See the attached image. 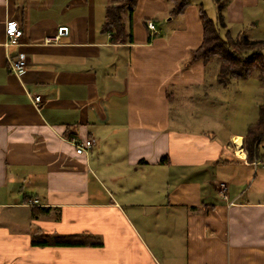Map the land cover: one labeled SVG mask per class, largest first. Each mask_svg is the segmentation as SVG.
<instances>
[{"label":"crops","instance_id":"obj_1","mask_svg":"<svg viewBox=\"0 0 264 264\" xmlns=\"http://www.w3.org/2000/svg\"><path fill=\"white\" fill-rule=\"evenodd\" d=\"M110 2L0 0V264H264V152L245 148L261 95L236 96L220 64L193 59L215 1L173 16L138 0L125 42L104 30ZM224 17L222 33L264 40V0H230ZM21 53L18 76L8 55ZM244 96L251 114H222ZM72 137L96 144L79 154ZM44 232L101 243L34 245Z\"/></svg>","mask_w":264,"mask_h":264},{"label":"trees","instance_id":"obj_2","mask_svg":"<svg viewBox=\"0 0 264 264\" xmlns=\"http://www.w3.org/2000/svg\"><path fill=\"white\" fill-rule=\"evenodd\" d=\"M171 3V15L184 14L187 7L194 0H168ZM217 5L216 18L211 17L204 8L200 9L203 22V41L194 49L193 59L208 61L212 56L220 60L219 80L226 83L236 77L247 78L257 75L264 81V40H250L244 34L232 37L229 32L222 33V26L226 25L224 11L230 0H214ZM138 0H111L106 11L104 30L111 32L112 40L125 42L129 30L123 18L128 11L132 15ZM261 117L258 122L249 127L245 137V148L249 157L258 153V141L264 137V104L261 106ZM45 210V209H42ZM97 240V239H96ZM92 236H62L49 233H38L32 238L34 245H83L100 244Z\"/></svg>","mask_w":264,"mask_h":264},{"label":"built area","instance_id":"obj_3","mask_svg":"<svg viewBox=\"0 0 264 264\" xmlns=\"http://www.w3.org/2000/svg\"><path fill=\"white\" fill-rule=\"evenodd\" d=\"M148 27L149 29L154 32L158 33L159 29L157 28L156 24L150 20L148 21ZM6 46H18L22 43V40L24 38V29L21 22H19L16 19H9L6 23ZM8 63L10 69L16 73L18 76H20L26 69L28 65V58L24 53H21L16 56L8 55ZM43 101V97L41 95H34V103L39 106ZM71 141L76 146V151L79 154L86 153L92 149V147L96 144L95 139H86L83 141H79L76 138L72 137ZM259 161H254V164H259ZM262 166L264 167V161L261 162ZM227 190V184L225 182H222L220 184V193L223 196L224 199H228V194L226 192ZM34 204L40 203L39 199H33ZM233 204V203H232Z\"/></svg>","mask_w":264,"mask_h":264},{"label":"rangeland","instance_id":"obj_4","mask_svg":"<svg viewBox=\"0 0 264 264\" xmlns=\"http://www.w3.org/2000/svg\"><path fill=\"white\" fill-rule=\"evenodd\" d=\"M208 13L211 17L215 16V11L214 10L212 11L211 8H210V11ZM210 59H212L211 63L213 65H219L220 64V60L217 58V56H212ZM248 78H249L251 84L248 83L247 85H243V83H241V84L237 83V80H245ZM232 80H233V82L231 84H233V85L231 87H229L228 90L230 91V89L232 88V91L236 92L235 93L236 96H240L237 94V91L239 89H242V90L245 89L246 91H248L246 93V96L248 98H252L253 91H255L256 96L261 95V100L258 103H255L256 107H258L260 109V106L262 105L261 103H264V81L260 77H258L257 75H252V76L247 77V78H242V77H236L235 78L234 77V78H232ZM234 82H236L237 84L234 85ZM248 101L249 100L247 98H245V96H244L241 98V100L239 102H244L245 107H242L240 105L239 107L234 109L236 112L229 110L228 108H224L222 114H227L228 117H230V116L236 117L235 114H240V112H241L240 116H244L247 113L251 114L252 113V109H250L251 108L250 107L251 102L248 103ZM247 103H248L249 108L246 107ZM175 105L177 106L176 103H175ZM255 113H253V114H255ZM257 145L259 146V150L261 148V150H263V152H264V137H262L258 141Z\"/></svg>","mask_w":264,"mask_h":264},{"label":"bare ground","instance_id":"obj_5","mask_svg":"<svg viewBox=\"0 0 264 264\" xmlns=\"http://www.w3.org/2000/svg\"><path fill=\"white\" fill-rule=\"evenodd\" d=\"M237 143H239V144H238V147H239V146L242 144V139L237 140ZM238 147H237V148H238ZM239 151H240V148H239ZM240 152H241V151H240Z\"/></svg>","mask_w":264,"mask_h":264}]
</instances>
